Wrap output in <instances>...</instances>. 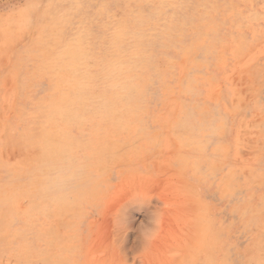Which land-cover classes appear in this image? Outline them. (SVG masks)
Wrapping results in <instances>:
<instances>
[{
	"label": "rangeland",
	"instance_id": "obj_1",
	"mask_svg": "<svg viewBox=\"0 0 264 264\" xmlns=\"http://www.w3.org/2000/svg\"><path fill=\"white\" fill-rule=\"evenodd\" d=\"M0 264H264V0H0Z\"/></svg>",
	"mask_w": 264,
	"mask_h": 264
}]
</instances>
